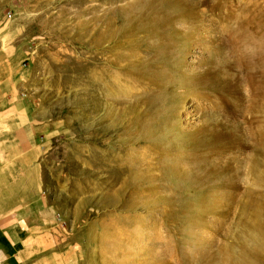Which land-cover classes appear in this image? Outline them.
I'll return each instance as SVG.
<instances>
[{
    "label": "rangeland",
    "instance_id": "374dc122",
    "mask_svg": "<svg viewBox=\"0 0 264 264\" xmlns=\"http://www.w3.org/2000/svg\"><path fill=\"white\" fill-rule=\"evenodd\" d=\"M0 24L67 264H264V0H0Z\"/></svg>",
    "mask_w": 264,
    "mask_h": 264
},
{
    "label": "crops",
    "instance_id": "0c3cea01",
    "mask_svg": "<svg viewBox=\"0 0 264 264\" xmlns=\"http://www.w3.org/2000/svg\"><path fill=\"white\" fill-rule=\"evenodd\" d=\"M30 63L0 24V264H67L61 224L42 195Z\"/></svg>",
    "mask_w": 264,
    "mask_h": 264
},
{
    "label": "clouds",
    "instance_id": "9594fccd",
    "mask_svg": "<svg viewBox=\"0 0 264 264\" xmlns=\"http://www.w3.org/2000/svg\"><path fill=\"white\" fill-rule=\"evenodd\" d=\"M260 51H264V48H258L246 43L241 50V54L246 56H254L257 55Z\"/></svg>",
    "mask_w": 264,
    "mask_h": 264
},
{
    "label": "bare ground",
    "instance_id": "6f19581e",
    "mask_svg": "<svg viewBox=\"0 0 264 264\" xmlns=\"http://www.w3.org/2000/svg\"><path fill=\"white\" fill-rule=\"evenodd\" d=\"M264 52V51H263ZM254 57V56H253ZM261 57V56H260ZM254 59V58H253ZM261 60V59H260ZM252 61V60H251ZM264 61V60H263ZM232 63V62H231ZM255 63V62H254ZM257 63V62H256ZM230 64V63H229ZM229 64H227V65H229ZM249 64V63H248ZM258 64V63H257ZM264 64V63H263ZM250 65V64H249ZM230 67V66H229ZM227 68V67H226ZM258 68V67H257ZM262 68H263V66H262ZM255 69V68H254ZM260 69V68H259ZM234 79V78H233ZM250 81V80H249ZM254 82V81H253ZM230 83V82H229ZM232 85V84H231ZM233 88V87H232ZM231 132V131H230ZM235 133V132H234ZM235 137V136H234Z\"/></svg>",
    "mask_w": 264,
    "mask_h": 264
}]
</instances>
